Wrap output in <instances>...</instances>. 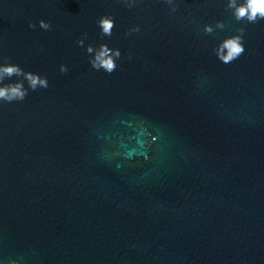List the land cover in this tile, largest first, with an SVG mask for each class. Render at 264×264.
<instances>
[{
  "label": "water",
  "instance_id": "1",
  "mask_svg": "<svg viewBox=\"0 0 264 264\" xmlns=\"http://www.w3.org/2000/svg\"><path fill=\"white\" fill-rule=\"evenodd\" d=\"M100 43L111 74L88 64ZM5 59L49 86L0 102V264H264V20L228 0H0Z\"/></svg>",
  "mask_w": 264,
  "mask_h": 264
},
{
  "label": "clouds",
  "instance_id": "2",
  "mask_svg": "<svg viewBox=\"0 0 264 264\" xmlns=\"http://www.w3.org/2000/svg\"><path fill=\"white\" fill-rule=\"evenodd\" d=\"M228 7L232 9L233 15L237 20H246L249 23L264 20V0H228ZM95 23L103 35H112L115 22L110 13H101L96 18ZM36 24H39L45 30L51 28V23L42 18ZM36 24L29 21L28 26L29 28H35ZM206 30L210 31V27L206 26ZM77 44H82V41L77 40ZM217 48L223 50L218 53L219 60L227 64L238 59L245 52L244 38L240 34L227 37ZM84 50L86 53L92 54L87 56L88 64L92 69L98 72L102 70L107 74H111L116 70V61L120 59V50L118 48H109L107 43H100L98 47L90 44ZM60 71L67 72V67L61 64ZM13 75L17 77L23 76L28 86L25 87L24 80H5V77L10 78ZM38 85L42 88H47L49 86L48 78L39 72L25 71L19 64L9 62L7 59L0 63V102L23 101L28 95L29 89L35 91Z\"/></svg>",
  "mask_w": 264,
  "mask_h": 264
}]
</instances>
